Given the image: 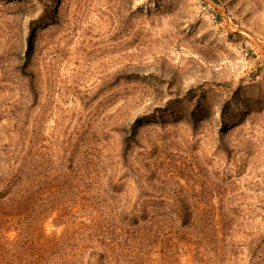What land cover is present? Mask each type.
Listing matches in <instances>:
<instances>
[{"label": "rangeland", "instance_id": "1", "mask_svg": "<svg viewBox=\"0 0 264 264\" xmlns=\"http://www.w3.org/2000/svg\"><path fill=\"white\" fill-rule=\"evenodd\" d=\"M4 145L69 264H264V0H0Z\"/></svg>", "mask_w": 264, "mask_h": 264}, {"label": "trees", "instance_id": "2", "mask_svg": "<svg viewBox=\"0 0 264 264\" xmlns=\"http://www.w3.org/2000/svg\"><path fill=\"white\" fill-rule=\"evenodd\" d=\"M138 121L141 119L136 122ZM8 147L4 145L0 150V264H69L66 260L68 256L63 258L57 252L59 248L52 252L48 248L47 244L50 242H56L58 247L60 243L57 239L54 241L53 238L42 237L40 234L38 237L33 234L29 237V222L24 227L22 215L25 213L30 216L33 208L40 205L36 200L41 197L37 194L41 186L31 185L37 181L36 178L32 182L24 168L23 159L18 154L9 152ZM36 219L37 217L34 220ZM177 223L182 231L185 228H195L199 224L198 221L185 216L179 217ZM11 230L17 236L10 241L6 233Z\"/></svg>", "mask_w": 264, "mask_h": 264}]
</instances>
